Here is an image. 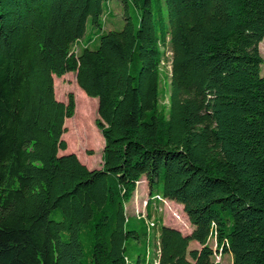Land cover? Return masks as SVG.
<instances>
[{
	"label": "trees",
	"instance_id": "obj_1",
	"mask_svg": "<svg viewBox=\"0 0 264 264\" xmlns=\"http://www.w3.org/2000/svg\"><path fill=\"white\" fill-rule=\"evenodd\" d=\"M108 1L0 0V264H264V0H116L104 29ZM67 72L96 100L97 168L58 153ZM140 179L189 233L125 214Z\"/></svg>",
	"mask_w": 264,
	"mask_h": 264
},
{
	"label": "rangeland",
	"instance_id": "obj_2",
	"mask_svg": "<svg viewBox=\"0 0 264 264\" xmlns=\"http://www.w3.org/2000/svg\"><path fill=\"white\" fill-rule=\"evenodd\" d=\"M109 14L103 16V27L117 28L120 23V6L116 0L107 2ZM89 27L87 26L88 30ZM258 52L262 59L260 64V73H264V36L258 43ZM159 73V98L158 105L163 111L167 109L168 99V82L170 76V51L163 49V53L158 65ZM54 96L57 100L66 102V95L70 93L74 102L73 113L70 117L65 118L63 125L65 132L62 138L66 147L58 153L73 152L78 160L87 168H97L100 164V152L102 148V138L94 125L96 119V100L93 97H87L75 83L74 73L67 72L60 77H53ZM85 96L87 98H85ZM148 203V204H147ZM125 214L127 216L138 217L145 228H153L155 231L160 225H165L177 229L181 234H187L191 230L186 216L181 206L173 201L163 200L157 195L149 196L145 180L140 179L135 184V189L131 198L125 203ZM207 245L212 252L215 248V241L209 238ZM200 246L195 241H190L188 249ZM213 259L220 264H230L231 258L229 253H219L214 251ZM129 264L133 263L132 261Z\"/></svg>",
	"mask_w": 264,
	"mask_h": 264
}]
</instances>
